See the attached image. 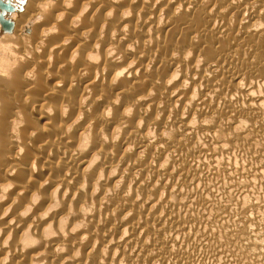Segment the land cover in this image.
<instances>
[{
	"label": "bare ground",
	"instance_id": "bare-ground-1",
	"mask_svg": "<svg viewBox=\"0 0 264 264\" xmlns=\"http://www.w3.org/2000/svg\"><path fill=\"white\" fill-rule=\"evenodd\" d=\"M0 264H264V0L0 4Z\"/></svg>",
	"mask_w": 264,
	"mask_h": 264
},
{
	"label": "snow or ice",
	"instance_id": "snow-or-ice-1",
	"mask_svg": "<svg viewBox=\"0 0 264 264\" xmlns=\"http://www.w3.org/2000/svg\"><path fill=\"white\" fill-rule=\"evenodd\" d=\"M12 3V0H0V4H3V5H11Z\"/></svg>",
	"mask_w": 264,
	"mask_h": 264
}]
</instances>
